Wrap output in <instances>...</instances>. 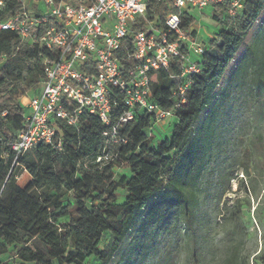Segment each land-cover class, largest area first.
<instances>
[{
    "label": "trees",
    "instance_id": "16d2710c",
    "mask_svg": "<svg viewBox=\"0 0 264 264\" xmlns=\"http://www.w3.org/2000/svg\"><path fill=\"white\" fill-rule=\"evenodd\" d=\"M23 1L0 0V21L20 14ZM209 9L220 30L201 42L205 52L195 59L199 73L190 79L186 102L172 95L181 71L177 59L151 73V100L171 113V136L155 143L154 137H143L155 117L135 111L118 130L123 142L109 147L111 155L100 162L108 144L105 127L86 113L79 115L77 128L55 120L60 149L39 144L15 160L10 146L24 127L22 99L36 91L44 79L43 60L54 59L58 50L0 31V259L11 248L18 264H145L161 239L173 236V246L192 264H249L240 207H224L223 220L231 228L223 249L201 244L211 228L201 211L209 187L200 186L204 175L218 171L219 202L235 172L251 175L241 139L249 123L240 120L255 107L264 114V0H248L233 18L225 6ZM147 13L159 29L171 14L181 15L185 32L195 19L187 9L172 7L171 0H148ZM123 110L115 109L113 120ZM116 168L127 173L115 179ZM23 171L30 182L20 187ZM238 188L255 193L251 180L240 181ZM119 191L125 193L122 202ZM253 259L264 264V242Z\"/></svg>",
    "mask_w": 264,
    "mask_h": 264
},
{
    "label": "built area",
    "instance_id": "2783aa9c",
    "mask_svg": "<svg viewBox=\"0 0 264 264\" xmlns=\"http://www.w3.org/2000/svg\"><path fill=\"white\" fill-rule=\"evenodd\" d=\"M25 1L20 14L0 21V31L14 32L21 41L36 42L46 51L58 50V54L43 60L44 79L27 102H22L24 127L10 146L15 160L39 144L60 149L55 120L77 128L83 113L105 127L107 148L96 162L106 160L111 149L123 142L118 130L134 119L135 111L154 114L156 123L171 117L151 100L150 78L151 73L166 70L174 59L181 71L172 95L180 104L186 102L190 79L199 73L195 59L205 50L197 33L181 29L180 14L167 16L159 29L148 18V0ZM247 1L171 3L178 11L198 13L225 6L226 15L233 18ZM121 60L131 63L130 67L125 69ZM120 106L124 110L113 120L114 110ZM2 189L3 185L0 196Z\"/></svg>",
    "mask_w": 264,
    "mask_h": 264
},
{
    "label": "rangeland",
    "instance_id": "374dc122",
    "mask_svg": "<svg viewBox=\"0 0 264 264\" xmlns=\"http://www.w3.org/2000/svg\"><path fill=\"white\" fill-rule=\"evenodd\" d=\"M191 13L195 19L189 32L197 33L199 42H202L203 39V41H208L220 30V27L212 20L209 8L199 13L196 11H191ZM200 36L203 38L202 40L199 39ZM150 82L153 85L155 78L151 76ZM28 96L26 99H22L23 104L27 102ZM253 112L246 113L243 115L244 118H241L240 121L248 119L249 127L243 131L244 136L238 135L242 139V144L249 150V153L245 154V159L250 168V177L243 176L240 170L235 172V179L230 182L229 190L225 192L219 202L215 199L216 173L218 171L212 175H204L200 186L202 191L209 187L207 200L202 202L201 211L207 214L211 228L201 244L206 250L218 252L223 249L224 235L231 228V224L223 220L226 217L224 207H240L241 223L246 232L243 255L248 259L249 264H255L253 257L259 254L264 242V114H261L256 107ZM172 125L173 118L169 117L153 125L150 131L144 133L143 137L148 135L154 137L153 143L163 141L171 136ZM125 173L127 170L116 168L114 178L118 179ZM250 180L255 187L254 194L246 193L242 188H238L240 181L244 185H249ZM29 182L28 174L24 171L20 172L17 184L20 187H25ZM203 195L201 194L200 197L202 198ZM124 196L125 193L119 191L117 193L118 201L122 202ZM173 241V236L163 237L156 254L152 255L145 264H192L182 249L173 246ZM14 253L15 250L10 248L9 253L0 260L4 264H18L16 258L13 257ZM88 264H94L93 260H90Z\"/></svg>",
    "mask_w": 264,
    "mask_h": 264
},
{
    "label": "crops",
    "instance_id": "0c3cea01",
    "mask_svg": "<svg viewBox=\"0 0 264 264\" xmlns=\"http://www.w3.org/2000/svg\"><path fill=\"white\" fill-rule=\"evenodd\" d=\"M199 39H201V40H202L203 38L200 36V37H199ZM203 40H204V39H203ZM203 40H202V41H203Z\"/></svg>",
    "mask_w": 264,
    "mask_h": 264
}]
</instances>
